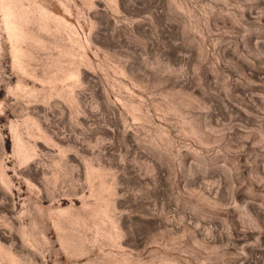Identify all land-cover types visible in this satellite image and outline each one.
<instances>
[{
  "label": "rangeland",
  "instance_id": "rangeland-1",
  "mask_svg": "<svg viewBox=\"0 0 264 264\" xmlns=\"http://www.w3.org/2000/svg\"><path fill=\"white\" fill-rule=\"evenodd\" d=\"M0 264H264V0H0Z\"/></svg>",
  "mask_w": 264,
  "mask_h": 264
}]
</instances>
